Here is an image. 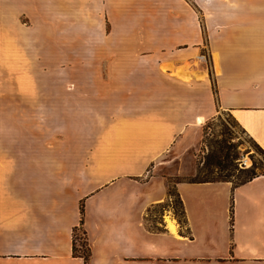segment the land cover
Instances as JSON below:
<instances>
[{
    "label": "crops",
    "instance_id": "obj_1",
    "mask_svg": "<svg viewBox=\"0 0 264 264\" xmlns=\"http://www.w3.org/2000/svg\"><path fill=\"white\" fill-rule=\"evenodd\" d=\"M195 1L0 0V75L61 74L49 61L184 59L157 70L187 81L185 65L208 72L209 107L264 150V5L203 24ZM203 115L127 119L102 148L79 119H0V264H264V172L178 180L185 222L164 209L151 223L169 180L197 172L177 144L199 143ZM81 226L87 263L73 251Z\"/></svg>",
    "mask_w": 264,
    "mask_h": 264
},
{
    "label": "rangeland",
    "instance_id": "obj_2",
    "mask_svg": "<svg viewBox=\"0 0 264 264\" xmlns=\"http://www.w3.org/2000/svg\"><path fill=\"white\" fill-rule=\"evenodd\" d=\"M243 5H264V0H203V24L206 20L228 19L229 15L237 14L230 9ZM206 31L203 29L205 43L210 32L207 28ZM167 60L184 62L179 58L159 60L143 56L111 61H49L57 63L54 66L61 74L21 75V70L16 69V74L11 70L10 74L0 75V119H79L81 131L89 130V140L102 148L126 127L127 119L178 121L207 114L203 115L199 143L193 148L189 135L177 144V148L187 150L182 156L183 164L189 166L193 162L196 174L172 177L168 182L169 200L151 209V223L156 222L164 209H170L179 220L182 208L178 197L170 193H175L178 180L203 178L240 183L264 172V150L231 112L218 105L209 107L204 87L208 72L202 78L194 75L188 81L170 70L166 73L162 69L160 74L157 69ZM188 62L203 72V65L192 59ZM76 68L79 74H75ZM181 126L176 124L177 129ZM77 236L85 237L81 229L77 230ZM77 247L83 251L87 246L81 247L77 239Z\"/></svg>",
    "mask_w": 264,
    "mask_h": 264
},
{
    "label": "trees",
    "instance_id": "obj_3",
    "mask_svg": "<svg viewBox=\"0 0 264 264\" xmlns=\"http://www.w3.org/2000/svg\"><path fill=\"white\" fill-rule=\"evenodd\" d=\"M256 175L253 174L251 176L248 177V179H246L245 181H242V182H246V181H249L251 179H253ZM194 180H203V178H199V179H194ZM240 182V183H242ZM171 194L173 195H176L179 199V202H180V205H181V208H182V214H181V217H179V221L181 223H184L185 222V217H184V211H183V206H182V201L175 189V193H172L170 192ZM81 229L84 236H77V230ZM77 239L79 241V244L81 245V247H86L83 251L82 250H79L78 247H77ZM73 251H74V254L77 255V256H82L84 259H85V262L87 263L89 258H90V255H91V249L89 247V244H88V241H87V237H86V231L83 229V227L81 226L80 228H75L74 229V245H73Z\"/></svg>",
    "mask_w": 264,
    "mask_h": 264
},
{
    "label": "bare ground",
    "instance_id": "obj_4",
    "mask_svg": "<svg viewBox=\"0 0 264 264\" xmlns=\"http://www.w3.org/2000/svg\"><path fill=\"white\" fill-rule=\"evenodd\" d=\"M183 72L186 74V75H191L192 77L194 75H197L198 77H203V75H201L198 71H195V70H192L191 66H188V65H185L184 69H183ZM200 78V79H201ZM248 165H250V163H247Z\"/></svg>",
    "mask_w": 264,
    "mask_h": 264
}]
</instances>
